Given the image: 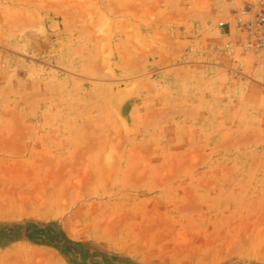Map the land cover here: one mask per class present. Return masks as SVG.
Returning <instances> with one entry per match:
<instances>
[{
	"label": "rangeland",
	"instance_id": "374dc122",
	"mask_svg": "<svg viewBox=\"0 0 264 264\" xmlns=\"http://www.w3.org/2000/svg\"><path fill=\"white\" fill-rule=\"evenodd\" d=\"M262 2L0 0V264H264Z\"/></svg>",
	"mask_w": 264,
	"mask_h": 264
},
{
	"label": "crops",
	"instance_id": "0c3cea01",
	"mask_svg": "<svg viewBox=\"0 0 264 264\" xmlns=\"http://www.w3.org/2000/svg\"><path fill=\"white\" fill-rule=\"evenodd\" d=\"M222 24L223 26L218 27L219 28L218 29V37H219L218 39L220 41V45L225 44V46L226 45L228 46V49L218 50L216 52L217 56H214V59H212L213 63L215 64L206 65L204 64V61L201 62L203 59L199 58V60H197L198 62H195V65L193 64V66L202 67L203 69L214 70L215 72L214 77H215V74H218L217 73L218 71L220 72L222 71V69H226L228 72H230V74L232 73L234 74L235 73H238V74L246 73L247 74L248 73L250 75V72H251V74L254 75L253 78L259 81H264V74L263 72L261 73L259 65L256 64V63L260 64V61H262L260 60V57L257 58V56H253V55H250V53H245V52L240 55L237 53V48L242 42H244L245 37L237 33L236 16L232 14L229 18H227L226 20H223ZM241 58H245L250 61L249 66L246 68L247 70L246 69L243 70L241 66H238V59H241ZM242 63L246 65L245 61H243ZM254 68H256V71ZM210 81H212V79Z\"/></svg>",
	"mask_w": 264,
	"mask_h": 264
},
{
	"label": "built area",
	"instance_id": "2783aa9c",
	"mask_svg": "<svg viewBox=\"0 0 264 264\" xmlns=\"http://www.w3.org/2000/svg\"><path fill=\"white\" fill-rule=\"evenodd\" d=\"M246 14L252 15L249 20L241 18L238 30L247 36V41L242 48L245 51H264V2L258 9H253ZM223 25V24H222Z\"/></svg>",
	"mask_w": 264,
	"mask_h": 264
}]
</instances>
